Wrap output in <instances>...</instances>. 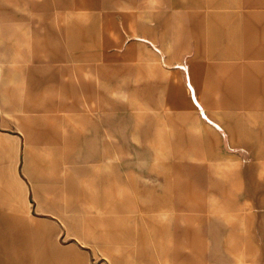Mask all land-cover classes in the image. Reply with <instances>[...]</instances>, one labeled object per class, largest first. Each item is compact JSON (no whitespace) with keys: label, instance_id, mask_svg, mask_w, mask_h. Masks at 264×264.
<instances>
[{"label":"rangeland","instance_id":"rangeland-1","mask_svg":"<svg viewBox=\"0 0 264 264\" xmlns=\"http://www.w3.org/2000/svg\"><path fill=\"white\" fill-rule=\"evenodd\" d=\"M179 1L74 0L51 9L46 0H0V103L21 114L30 70L41 77L43 102L31 112L38 121L28 142L0 111V230L18 245L10 264H97L101 246L127 235L159 236L167 248L184 235L185 264H264V97H253L264 90L250 88L244 65L264 60V50L242 49V20L202 19L197 28L180 18ZM63 11L75 14L60 20L59 35ZM25 32L30 60H14ZM166 35L169 54L161 52ZM59 42L65 57L48 50ZM83 43H91L93 88L107 92L101 99L70 97L68 72ZM149 184L161 201L180 193L197 221L118 222ZM58 244L68 257L56 256Z\"/></svg>","mask_w":264,"mask_h":264},{"label":"crops","instance_id":"crops-1","mask_svg":"<svg viewBox=\"0 0 264 264\" xmlns=\"http://www.w3.org/2000/svg\"><path fill=\"white\" fill-rule=\"evenodd\" d=\"M51 2L48 4L51 9H58L62 2H67L68 4L74 0H46ZM179 12L180 18L191 19L194 21V26L198 28L200 20L202 19H238L242 20L239 26L243 27L244 38H243V50H264V0H180L179 1ZM65 14H75L73 11L59 12L56 19H59V35L64 34L65 23L61 22ZM75 18V17H74ZM30 34L24 33L20 38H15L16 41V51L11 56L12 59H18L22 57L24 61L30 60L31 54L33 52L32 40ZM260 37V38H259ZM254 44V46H253ZM32 46V47H31ZM65 48L64 43H57L48 48L49 51L53 52L54 57H65L64 53H58L63 51ZM83 51V53L76 54L75 63L70 69L69 79L71 85L73 86V95L70 97L74 99H101L106 97L107 92L101 89L93 88L94 78L92 76V65L90 60V54L87 52L91 51V43L79 44L78 48L74 50ZM56 52V55L54 54ZM162 53L164 50L162 48ZM76 57V56H75ZM4 59L0 54V78L2 79L4 71ZM55 62V61H54ZM245 66L250 65V69L246 70V75L250 77L249 84L250 88H255L264 90V60H254L253 63L245 62ZM165 67L169 66V63L164 60ZM254 69H252V68ZM194 71L198 74L196 80L191 79L194 82L197 89L201 88L199 83L201 82L202 72L198 68H194ZM201 73V74H200ZM46 75L45 73H43ZM53 74H61L59 69L53 70ZM64 74V73H62ZM28 83L26 87H23V98L25 104L23 103V109L21 114H9L0 103V111L3 118L1 123L6 124L5 118L11 117L17 127L22 131L26 137V141L32 137V131L34 124L38 121L36 117L31 115V112L35 108L43 106V102L40 98L36 96V84L39 83L41 77L37 76L35 72L30 70L27 74ZM101 77L99 81L101 82ZM190 81V82H191ZM194 87V89H195ZM249 87V86H248ZM71 88V86H70ZM247 92H252V90H246ZM63 97L65 96V90H61ZM3 97V95H1ZM69 97V96H68ZM246 97H252L246 96ZM253 97L262 98L263 95H254ZM65 106V101H63ZM87 157L93 156L95 151L93 149H87L85 152ZM152 187L148 186L149 190L137 187V195L134 196V206L133 213L124 214L121 221L118 222H196L197 220H188L189 213L182 206V197L179 194H175L174 197L170 194V198H164L163 201L157 199L152 195V190L150 188H156L155 184ZM159 185V184H158ZM154 193V192H153ZM177 195V196H176ZM173 199V202H172ZM196 215V214H195ZM24 226L31 227V222L23 224ZM180 237V238H179ZM177 240H171L173 246L163 247L161 244L165 241L161 237L155 236L154 241H149L147 237L141 235H127L124 238L114 241L115 246L107 247L101 246L102 253H100L101 261L97 264H185L184 259L187 257L186 246L182 247V239L184 244H186L185 236L182 238L179 236ZM132 239V240H131ZM137 239V240H135ZM124 243H132L131 245H123ZM150 243V245H146ZM151 243L153 245H151ZM159 244V245H157ZM175 244V245H174ZM59 245V244H58ZM18 245L5 238L4 233L0 230V258L2 256L6 259L10 257L13 252L11 249L17 248ZM182 248V249H181ZM9 253V256L6 253ZM1 253L3 255H1ZM57 257L65 258L68 257L66 253L61 249L59 245V250L56 252ZM4 263L10 264V262L3 261ZM75 262V261H74ZM3 263V264H4ZM0 264H2L0 259Z\"/></svg>","mask_w":264,"mask_h":264},{"label":"bare ground","instance_id":"bare-ground-1","mask_svg":"<svg viewBox=\"0 0 264 264\" xmlns=\"http://www.w3.org/2000/svg\"><path fill=\"white\" fill-rule=\"evenodd\" d=\"M136 21H135V19L133 18V19H131L130 21H129V23L127 24V30L131 33L130 35H136ZM174 27V26H173ZM176 27V26H175ZM126 29V28H125ZM177 31V30H176ZM112 32V31H111ZM113 34V33H112ZM114 34H115V32H114ZM114 34H113V37H115L114 36ZM118 34V33H117ZM116 38V37H115ZM114 41V40H113ZM121 41V40H120ZM171 41H173V40H171V37L170 36H168V35H166V36H164L163 37V40H162V44H163V50H164V52L165 53H167V54H169V52H170V49H171ZM122 42V41H121ZM120 44V43H119ZM121 45V44H120ZM147 55V57L149 58V60H152L153 58H155L154 56H152V54L151 53H147L146 54Z\"/></svg>","mask_w":264,"mask_h":264}]
</instances>
